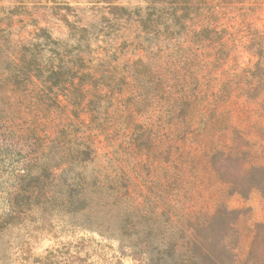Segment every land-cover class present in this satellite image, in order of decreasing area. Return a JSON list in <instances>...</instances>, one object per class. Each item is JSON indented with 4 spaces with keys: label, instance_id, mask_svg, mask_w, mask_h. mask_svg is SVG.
<instances>
[{
    "label": "rangeland",
    "instance_id": "374dc122",
    "mask_svg": "<svg viewBox=\"0 0 264 264\" xmlns=\"http://www.w3.org/2000/svg\"><path fill=\"white\" fill-rule=\"evenodd\" d=\"M66 43L96 78L59 102ZM175 252L264 264V0H0V264Z\"/></svg>",
    "mask_w": 264,
    "mask_h": 264
},
{
    "label": "trees",
    "instance_id": "16d2710c",
    "mask_svg": "<svg viewBox=\"0 0 264 264\" xmlns=\"http://www.w3.org/2000/svg\"><path fill=\"white\" fill-rule=\"evenodd\" d=\"M57 43V42H56ZM59 43V42H58ZM57 43V44H58ZM59 45H61L59 43ZM81 46L75 45V46H69L67 43L62 48H59L58 52V58L56 63L51 67L48 68V77H49V89L57 88L56 93L57 99L59 102H63L61 100V94L64 92V95L66 98H75V96H79L80 99H84L87 94L90 92L89 89L85 88V84L89 83L90 79L96 78L95 71L93 69V66L91 65V56H87L85 54V51L81 49ZM32 65V63L29 64V66ZM92 67V68H91ZM82 77V81H78L77 79ZM86 77V79H85ZM88 78V79H87ZM84 79V80H83ZM73 89V91H71ZM72 92V93H71ZM74 92H78V94H74ZM56 167V166H55ZM56 170V168H54ZM257 175L254 174V178ZM82 178L78 177L75 179V182L73 184L79 185ZM25 181H29L26 183V186L20 188V192L16 195V202L14 203V207H12V213L15 211L17 204H19L21 201L27 200L31 201L33 198V192H31L32 188H38L43 187V182L41 181V175H33L31 176L30 173L26 175ZM78 193L83 196L85 199L84 191L78 190ZM27 194V196H26ZM21 199V200H20ZM160 256H158L159 258ZM170 258H175V264H209L208 261H206V258L209 256L207 254L202 255H196L194 257V253L190 254H176L173 253L169 255ZM160 260H165V258L162 256L159 258ZM150 260H155V258H150ZM216 263V260H213Z\"/></svg>",
    "mask_w": 264,
    "mask_h": 264
}]
</instances>
